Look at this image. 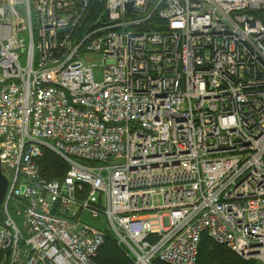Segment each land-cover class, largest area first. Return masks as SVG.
<instances>
[{"label": "built area", "instance_id": "built-area-1", "mask_svg": "<svg viewBox=\"0 0 264 264\" xmlns=\"http://www.w3.org/2000/svg\"><path fill=\"white\" fill-rule=\"evenodd\" d=\"M260 9L0 0V264H107L106 229L129 264H197L203 233L264 264ZM43 149L60 179L41 175Z\"/></svg>", "mask_w": 264, "mask_h": 264}, {"label": "trees", "instance_id": "trees-1", "mask_svg": "<svg viewBox=\"0 0 264 264\" xmlns=\"http://www.w3.org/2000/svg\"><path fill=\"white\" fill-rule=\"evenodd\" d=\"M96 5H92L89 9V13L86 17L85 25L90 30L88 24L95 22L97 18ZM255 15L264 24V9L254 11ZM81 30V29H80ZM85 30V31H87ZM37 164L40 169V173L47 179H60L65 172L67 165L65 161L55 154L54 152L43 149L42 154L37 158ZM11 208V207H10ZM12 214H15L14 207L11 208ZM2 212L0 209V222ZM16 218V217H15ZM96 260L108 264H129V260L123 253V251L117 246L113 235L110 230H105V242L100 247ZM155 264H164L159 261H155ZM197 264H259L255 260H242L234 252H232L226 246L216 243L206 233H203L200 237Z\"/></svg>", "mask_w": 264, "mask_h": 264}, {"label": "rangeland", "instance_id": "rangeland-1", "mask_svg": "<svg viewBox=\"0 0 264 264\" xmlns=\"http://www.w3.org/2000/svg\"><path fill=\"white\" fill-rule=\"evenodd\" d=\"M95 60L97 63H99V61L97 59H95ZM97 74H98V69H96V78H98ZM19 215H20V209L16 207L14 216L17 218ZM82 221L84 223H86L87 225H90L92 227H95V228H98L101 230H105L108 227L106 220H105V216L103 214L99 215L97 218H92L88 212H84V214L82 216ZM21 222H22V220H19L18 224L20 225ZM240 259H242V258H240ZM242 260H244V259H242Z\"/></svg>", "mask_w": 264, "mask_h": 264}, {"label": "water", "instance_id": "water-1", "mask_svg": "<svg viewBox=\"0 0 264 264\" xmlns=\"http://www.w3.org/2000/svg\"><path fill=\"white\" fill-rule=\"evenodd\" d=\"M7 185H8V180L6 176L3 174V172L1 171V167H0V206L4 199V196L7 190Z\"/></svg>", "mask_w": 264, "mask_h": 264}]
</instances>
